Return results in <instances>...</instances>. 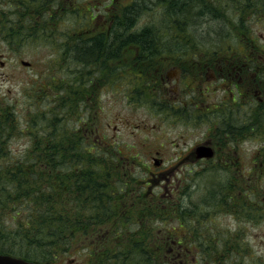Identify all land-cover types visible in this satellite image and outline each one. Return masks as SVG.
<instances>
[{"label":"rangeland","instance_id":"1","mask_svg":"<svg viewBox=\"0 0 264 264\" xmlns=\"http://www.w3.org/2000/svg\"><path fill=\"white\" fill-rule=\"evenodd\" d=\"M87 1L94 5L92 0H0V102L3 103L0 108L9 105L15 113L16 124L22 129L10 140L7 156L1 155L0 158H22L32 137L26 127L36 130L38 121L41 122L38 126L43 127V119L49 118L55 111V94L66 102L70 99L67 104H75V113L67 119L64 115V123L79 121L89 115V136L100 143H114L116 154L130 160L126 161V179L135 182L127 183V186L116 185L119 191L115 193L114 214L119 222L114 224L113 235L110 234V224L102 225L101 236H94L85 242V248L79 247L84 262L88 260L86 255L90 254V249L95 254L101 252L87 245L95 246L113 240L119 228L125 226L121 224V220L124 221L122 212L126 209L130 211L134 203L139 209L147 201L158 199L163 202L159 204L164 208L169 206V202L181 208V219L179 216L170 220L149 216L143 219L145 226H152L154 231L166 236L161 239L167 238V248L173 252L168 253L174 261L170 264H212L216 254L231 251L234 253L232 257L222 264H264V204L256 206L258 209H249L241 204V198L254 204L264 200V175L257 177L256 169L260 159L264 160L262 134L257 136L245 129L246 136L242 141L237 138L227 143L231 151L238 150L239 156L234 154L238 167H225L227 161L224 159L196 163L177 159L178 151L196 141L201 142L207 123L182 120L178 114L176 118L172 117L168 107H161L159 93L155 95L147 91L148 97L137 93L125 95L121 84V89L117 90L118 80L111 72L110 59L101 56L83 61L77 59L71 48L81 41L90 40L80 35V29L89 24V19L86 22L85 14H80L78 10L88 7ZM130 1L131 4L138 2ZM202 1V8L194 9L190 16H182L176 14L177 9L168 6V2L141 0L135 24L139 28L142 27L140 23L148 25L149 28L145 29L149 31L151 41L163 39L168 46L175 45L182 34V45L193 43L199 56L239 55V51H246L245 43L250 40L264 55L263 10L254 12L245 21L244 28L243 20L236 16L238 12L231 4L228 5L230 9L220 13L221 17L210 16L207 22L204 17L202 21L199 13L207 12V7L212 4L207 3L206 6L207 0ZM226 1L222 0L220 4ZM261 5L264 7L263 3ZM142 6L151 9L144 10ZM124 10H120L119 14ZM97 11L89 9L88 14L92 12L95 15ZM53 15L59 18L54 19ZM40 25L45 29L38 33ZM159 25L167 31V37L159 38ZM251 48L254 50V47ZM135 53L132 49L127 54ZM82 93L87 98L78 108L72 97ZM216 94L222 93L216 91ZM43 112H46L44 118ZM234 135L238 137L239 133ZM256 158L259 159L255 163ZM236 181L237 188H231ZM241 183L243 186H240ZM231 190L240 198L228 201L231 200ZM139 192H142L144 201L135 198L134 193L139 198ZM183 211L186 212L182 214ZM187 237L188 241L183 240ZM196 240L198 243L194 244ZM58 264L76 263L69 257Z\"/></svg>","mask_w":264,"mask_h":264},{"label":"trees","instance_id":"2","mask_svg":"<svg viewBox=\"0 0 264 264\" xmlns=\"http://www.w3.org/2000/svg\"><path fill=\"white\" fill-rule=\"evenodd\" d=\"M162 1L168 2V6L177 9L176 14L182 16L192 15L193 10L202 8L204 2L202 0ZM140 2L141 0H138L136 4L126 7L125 12L119 15L118 23L135 24L139 17ZM221 2L222 0H213V2L207 0L206 6H208L207 3L212 4L207 7V12L199 13V18L203 21L205 17L207 22L210 16L215 18L223 10L230 9L228 5L231 4L234 11L238 12L236 16H239L240 21L243 20L242 26L245 28V21L252 16L249 9L254 8L257 2L264 4V0H228L223 5L220 4ZM143 9L151 8L146 6ZM78 10L80 14L89 12V9L85 11V9L78 8ZM53 17L54 19L59 18L56 15ZM43 27L41 26L38 33L45 29ZM119 32L129 35L121 37L118 45L123 43V39H138L145 47L151 41L149 31L145 28L133 33H128L124 29H120ZM34 34L36 35V32ZM71 50H74L78 60L83 61L97 56L106 58L110 56L111 47L104 43L102 36H98L84 42L81 41ZM131 77L129 79L133 81L129 82L134 83L136 89L140 90L145 87L154 93L158 92L150 89L152 80L138 81L135 75ZM115 80L119 83L126 82L121 75ZM96 81L100 82V80ZM58 87L61 86L58 85ZM147 91L146 97H148ZM73 96L77 107L81 108V103L85 102L84 98L87 96L85 93ZM67 102L63 97L55 94L53 99L55 111L49 118L43 119V127L38 126L41 123L39 121L36 130L26 127L28 134L32 137L22 158H0V253L12 254L46 264H58L69 257H72L76 264L174 263L167 253L169 250L166 243L167 238L161 239L164 235L154 231L152 226L150 228L145 226L143 219L146 220V216H149V218L170 220L174 216H179L181 208L173 202H169V206L164 208L158 199L147 201L139 209L137 203H134L130 211L126 209L124 213L122 212L124 221L121 220V224L125 226L119 228L113 236L115 239L106 240L95 246L87 245L88 248L93 247L101 252L95 254V251L90 249V254L86 255L88 260L86 262L82 260L79 249L85 248V242L94 236H101L100 227L102 225H111V235L116 229L114 224L119 222L114 214L115 193L119 191L116 185L127 186V183L135 182L126 179L128 168L126 161L130 160L123 159L116 154L114 143L106 141V138H102L106 139L103 140L106 142L100 143L98 139H92L89 136L87 129L91 123L89 115L81 117L79 121L64 123V115L67 119L75 113V104H67ZM0 105L3 103L0 102ZM5 107L0 108V157L1 155L7 156V151L10 150V140L22 130L21 125L16 124L15 113L11 107L9 105ZM42 114L43 118L46 117V112ZM262 128L256 125L253 118L248 117L245 127L247 133L253 131L254 134L260 135ZM257 159L259 158L254 160L255 163ZM258 163L257 177H260L264 175V167L260 166L264 164V160L260 159ZM116 179L120 181L115 182ZM237 186L236 181L231 188L234 189ZM240 186H243V183ZM234 194V190H231L229 196L231 200L228 201L240 198ZM134 196L137 200L144 201L142 192H139V198L137 193H134ZM241 199V204L249 209H258L256 206L264 204V201L254 204L248 199ZM185 212L183 211L182 214ZM248 213L251 212L248 211ZM183 240L188 241L189 238ZM197 243L196 240L194 244ZM233 254L232 251L226 254H216L212 264H222Z\"/></svg>","mask_w":264,"mask_h":264},{"label":"flooded vegetation","instance_id":"3","mask_svg":"<svg viewBox=\"0 0 264 264\" xmlns=\"http://www.w3.org/2000/svg\"><path fill=\"white\" fill-rule=\"evenodd\" d=\"M92 1L94 5L87 1L88 7L98 11L92 14V23L83 25L80 35L84 39L102 36L104 43L110 45V56L105 59H110L113 77L121 75L126 80V83L116 82L115 88L121 89V84L124 88L122 92L129 95L136 91L135 85L129 82L133 81L129 79L132 75L138 81L152 80L150 89H158L161 107H168L172 117L176 118L178 114L182 120L207 123L201 142L196 141L178 151L176 158L195 163L224 159L227 161L225 166L230 163L237 165L234 156H239L238 150L231 151L227 143L245 138L248 117L264 128V56L258 55L256 49L244 50L239 55L199 56L193 43L182 45V34L172 46L164 44L163 39L150 41L146 47L138 39H123V43L118 45L121 37L129 35L120 33V29L133 33L148 29V25L140 23L142 27L139 28L136 24L118 23L120 10L130 6V0ZM159 29V38L167 37L162 25H159ZM131 48L136 53L128 55ZM143 89L147 91L149 88ZM216 91L222 94H216ZM216 97L220 99L215 100ZM232 132H238L239 136ZM198 144L212 149L214 156L198 158L195 149Z\"/></svg>","mask_w":264,"mask_h":264},{"label":"water","instance_id":"4","mask_svg":"<svg viewBox=\"0 0 264 264\" xmlns=\"http://www.w3.org/2000/svg\"><path fill=\"white\" fill-rule=\"evenodd\" d=\"M205 150L206 148L202 146L197 149V152L199 151L200 155H211L210 152L206 153L207 151L205 152ZM0 264H43V263H39L35 261H28L20 257H15V256L0 253Z\"/></svg>","mask_w":264,"mask_h":264},{"label":"bare ground","instance_id":"5","mask_svg":"<svg viewBox=\"0 0 264 264\" xmlns=\"http://www.w3.org/2000/svg\"><path fill=\"white\" fill-rule=\"evenodd\" d=\"M45 31V30H44ZM22 40V39H21Z\"/></svg>","mask_w":264,"mask_h":264}]
</instances>
